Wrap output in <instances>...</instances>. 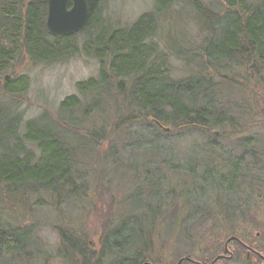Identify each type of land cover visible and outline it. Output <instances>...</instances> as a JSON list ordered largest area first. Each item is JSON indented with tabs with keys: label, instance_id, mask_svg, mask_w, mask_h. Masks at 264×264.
I'll return each instance as SVG.
<instances>
[{
	"label": "trees",
	"instance_id": "1",
	"mask_svg": "<svg viewBox=\"0 0 264 264\" xmlns=\"http://www.w3.org/2000/svg\"><path fill=\"white\" fill-rule=\"evenodd\" d=\"M87 1V26L56 36L47 30L45 2L0 0V255H16L27 264L36 249L44 252L35 234L40 220L11 221L22 205L32 207L33 216L35 208L45 207L71 219L74 226L63 220L56 227L57 254L67 264H162L151 245L153 231L160 228L193 240L188 227L224 222L222 237H240L249 213L245 206L262 203L254 197L263 191L253 147L259 140L241 137L252 125L239 122L246 110L264 120V0H187L199 29L194 44L172 33V9L179 0H154L150 11L125 26L107 17L103 0ZM22 55L33 65L83 55L99 67L96 76L77 82V93L63 98L54 114L42 110L25 119L20 101L30 78L14 73ZM176 61L184 73L179 76ZM187 132L212 135L202 147L193 141L184 164H169L177 149L170 137ZM232 137L245 148L230 160L218 139ZM166 169L189 180L178 189L181 183L167 177ZM104 176L108 185L117 178L126 181L124 188L131 191L124 189L117 222L101 235L95 252L82 225L65 210L82 209L84 200L105 187L100 185ZM239 190L248 191L239 203H223L222 196L232 199ZM132 202L144 235L119 241L116 230L127 229ZM215 241L213 251L199 259L222 250L220 239ZM180 259L182 264L196 260L187 254Z\"/></svg>",
	"mask_w": 264,
	"mask_h": 264
},
{
	"label": "rangeland",
	"instance_id": "2",
	"mask_svg": "<svg viewBox=\"0 0 264 264\" xmlns=\"http://www.w3.org/2000/svg\"><path fill=\"white\" fill-rule=\"evenodd\" d=\"M203 1L209 2L210 0ZM103 4V9L107 17L113 22L125 26L133 23L141 14L150 11L154 6V0H103ZM172 21L174 26L172 33L184 37L183 41H186L185 43L194 44L199 41V37L197 36L199 29L192 15V8L187 3V0H179L173 7ZM176 62V74L178 76L184 74L181 70L182 67H179L180 62ZM98 67L99 65L96 60L83 55L73 57L61 63L37 65H33L26 56L22 55L14 69V73L17 75L26 74L30 78L28 92L20 101V110H24L25 119L36 117L42 110H48L54 114L55 109L58 108V104L63 98L77 93V82L96 76ZM232 96L233 100L238 99L235 94H232ZM229 104L231 106V103ZM244 114L245 118L240 119L241 122L239 123H242L241 125H243V127L246 126L245 128H249L250 125H252V127L240 136L250 137L254 142H256V139L259 140V143L257 142L253 147L257 152L256 161L259 163L258 166L262 168V174H260L262 177L259 181V185L263 189V193L261 191L254 192V197H260L262 203L260 201H252V204L249 203L247 205L248 208L245 206V208L249 210V213L245 216L246 221H244L242 227H240L239 234L242 237H245V235L247 238L250 237L255 244H258L264 239V120L254 116L252 110L249 112L246 110ZM239 128H241V126ZM190 133L192 132L183 133L180 138L174 135L170 137L177 143V149L176 154L171 157L172 160L169 164H184L194 145L193 141L195 140V143L202 147L212 135L210 133ZM218 140L220 142V147L223 146L221 150H226L228 152L230 160L234 158L237 159L242 153L243 148H245L239 145V142L235 140L234 137L228 138L223 142L221 139ZM167 142L168 141H165V139H160L158 143L168 148L169 144ZM166 171L167 177L171 176L176 178L177 181L181 183L178 189L183 186V182L189 180L187 179L188 177L183 174L176 175V177L169 173L168 169H166ZM108 179L109 177L104 176L100 185L101 187H105L100 188L96 193L94 192L91 199L89 197L87 200H84L81 204L82 209H79L78 206H74L70 207V211L65 210L66 213L68 212L71 215V218L74 219L72 221H74L77 226L82 225V234L86 236L87 241L92 247L91 249L95 252L98 250L101 235L117 222L116 214L119 210L118 204L124 200L128 192L124 189L126 188L131 191L130 188H124V183L126 181L120 182L117 178L114 180L113 185H108ZM256 180L257 179L254 181ZM208 191L211 193L210 189H208ZM239 192L241 193L236 195L238 197L235 196L232 199L228 197V195L222 196V199H224L223 201H225L223 203L226 204L228 202V205H230L232 201L234 203H239V196L241 194H246L248 191L239 190ZM182 197V200L186 201L184 196ZM227 197L228 201H226ZM194 201L195 200H192V202ZM135 206L136 203L134 204V202H132V206L130 204V209L125 215L124 225L127 229L123 231L116 230V232L120 231V236L118 235L117 238L119 241H123V239L129 236L139 238L140 235H144L138 231L141 224L135 221V217L137 216L135 212H133ZM16 208L17 211L21 213L17 214L15 220L11 217L13 223L27 225L34 223L35 220L41 221V228L39 231L36 230L35 234L45 246L44 249H42L44 252L41 253L39 249H36L30 259L32 262H27V264H67L64 258L57 254L59 235L56 227L63 224V220L69 221L71 219H67L65 216H63L64 219H61L56 214V211L53 212L51 209L45 207L43 209L35 208L34 216L32 212H30L32 207L29 208L28 205H22V207L16 206ZM21 208L23 209L20 210ZM123 208L124 206H122V209ZM127 208L129 207L127 206ZM220 209L225 211L226 208L221 207ZM232 210L233 208H228V211ZM78 217L80 218L78 219ZM69 224L74 226L70 221L67 225L69 226ZM207 225L208 224L204 222H200L188 227L193 231V234H195L196 239L194 238L193 240L192 238L186 239V236L180 231L166 233L161 228L153 231L151 245H153L152 248H155L156 253H158L156 257L162 258L160 260L162 264H177L181 256L185 254L188 256L191 255L197 260L200 257H204L205 253L207 254L213 251V246L217 244L215 240L218 241L219 239L223 250L227 236L225 235L222 237L224 233L221 232L219 234V232L222 230L226 232V225L224 222L220 224L215 222L214 226L209 227ZM201 238L204 240L202 243L200 242ZM129 248V245L124 246V249ZM234 248L235 247H232L231 250L235 253ZM243 252L245 251L241 250V254L236 253V256L232 259L220 261L219 264H252L250 261L246 260L245 253ZM9 256L10 255H7V257L0 255V264H24L23 259L17 258L16 255H13L12 258Z\"/></svg>",
	"mask_w": 264,
	"mask_h": 264
},
{
	"label": "water",
	"instance_id": "3",
	"mask_svg": "<svg viewBox=\"0 0 264 264\" xmlns=\"http://www.w3.org/2000/svg\"><path fill=\"white\" fill-rule=\"evenodd\" d=\"M41 1L47 4L46 26L47 30L53 35L76 34L85 28L90 20L91 13L87 0ZM227 245L228 241L226 247ZM182 260H179L177 264H181Z\"/></svg>",
	"mask_w": 264,
	"mask_h": 264
},
{
	"label": "flooded vegetation",
	"instance_id": "4",
	"mask_svg": "<svg viewBox=\"0 0 264 264\" xmlns=\"http://www.w3.org/2000/svg\"><path fill=\"white\" fill-rule=\"evenodd\" d=\"M228 241V245L226 247V242ZM264 239L260 241V243L255 244L254 241L249 237H229L226 239L224 248L221 250L216 256L212 258L206 259H197V260H190V264H219L220 261L230 260L236 253L241 254V250L245 251V258L247 261H250L252 264H264ZM232 247L234 248L235 253L231 250ZM228 250V252H227ZM104 264L107 262L103 261ZM183 261L181 262V264ZM141 264H151L149 262H143Z\"/></svg>",
	"mask_w": 264,
	"mask_h": 264
}]
</instances>
